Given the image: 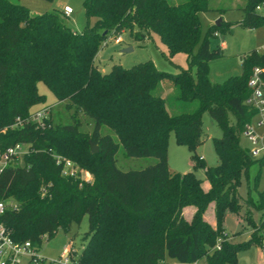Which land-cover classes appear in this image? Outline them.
Here are the masks:
<instances>
[{"label": "trees", "instance_id": "trees-1", "mask_svg": "<svg viewBox=\"0 0 264 264\" xmlns=\"http://www.w3.org/2000/svg\"><path fill=\"white\" fill-rule=\"evenodd\" d=\"M210 1L85 0L88 26L76 33L62 12L34 16L21 4L0 0V148L29 146L23 160L0 175V201L19 206L0 218L14 241H31L40 250L46 239L59 230L68 233L88 216L86 245L77 264H162L167 259L181 264L203 259L207 264H238L243 250L254 244L264 248L263 218L245 243L231 241L224 228L227 214L243 209L238 198L242 179H249L254 165L260 170L264 165V158L255 159L241 144L246 126L257 116L246 101L255 68L262 70L264 84V52L245 55L239 76L222 84L209 79L210 61L223 57V49H213L209 37L219 30L226 33L231 26L262 27L264 16L257 7L264 0H247L240 22L214 25L202 39L199 14L209 11ZM135 29L145 36L139 39L137 34L139 41L155 33L171 56L185 53L190 69L172 75L147 61L129 69L115 65L103 73L95 62L102 45L126 30L132 35ZM39 83L58 102L92 120V133L81 131L79 124L54 126L51 119L44 130L26 123L12 129L18 118L25 120L45 103ZM171 85L178 89L177 104L185 112H169L164 96ZM205 113L222 131L221 138L213 139L219 159L215 167H207L196 155L203 143ZM103 127L118 141L102 134ZM171 133L193 154V168H204L208 191L194 172H170ZM90 142L98 153H91ZM121 147L128 157H154L158 162L124 172L116 160ZM54 154L72 161L78 175L63 176ZM82 171L92 180L83 178ZM258 200L264 208V192ZM211 204L216 227L204 218ZM187 207L196 209L190 222L183 215ZM71 255L77 257L75 252Z\"/></svg>", "mask_w": 264, "mask_h": 264}, {"label": "rangeland", "instance_id": "rangeland-1", "mask_svg": "<svg viewBox=\"0 0 264 264\" xmlns=\"http://www.w3.org/2000/svg\"><path fill=\"white\" fill-rule=\"evenodd\" d=\"M13 3L21 4L27 7L31 14L43 15L45 13L58 12L63 13L65 7L73 10L71 16L65 18L67 26L76 33H82L88 26V18L84 7L85 0H10ZM247 4V0H211L209 2V11L199 14L202 29V39L206 37L207 32L222 20L225 24H236L243 18V9ZM260 15L264 16V5L260 11ZM95 23L91 19V25ZM124 31L120 37H113L107 44H103L97 57L96 65L103 73H109L113 66L120 65L123 68H132L136 65L152 61L158 70L172 75H178L183 70H189L190 65L187 55L183 52L170 55L167 46L160 40L155 33L147 34L145 41H139L135 37L143 39L145 37L138 32L137 29L132 31ZM212 48L218 46L223 47V57L214 59L209 63V79L213 84H222L231 77L239 76L242 73L241 59L253 50L264 52V25L257 29L247 28L241 25L231 26L226 33L217 31L213 36L209 37ZM132 49L130 52L124 53V50ZM195 74L196 67L192 68ZM41 95L46 97L44 104L39 105L36 109L45 107L51 108V120L54 126H64L69 124H79L81 131L92 133L94 122L86 117L83 113L75 112V109H69L66 103L58 102L54 94L43 84H38ZM179 92L174 86L166 92L164 98L169 112L173 115L180 114L181 102L178 100ZM198 103H194L196 109ZM203 121V143L196 151L198 157L205 158L207 167H215L219 164L218 156L215 152L213 139L221 138L222 131L211 117L209 113H205ZM235 122V119H233ZM102 134L112 136L118 141L116 135L108 128L103 127ZM261 132V131H260ZM241 144L244 148L252 149L251 143L242 136ZM193 154L184 146H180L176 142L174 133L170 134L168 142V164L171 173L186 174L194 172L197 177L204 180V168H193ZM117 166L120 170L136 171L142 170L149 166L155 165L158 159L154 157L131 158L126 156L124 149L121 147L116 155ZM259 165H254L250 170V177L242 179L238 189V198L243 205V209L239 214L228 213L224 223L226 234L230 240L235 243H245L251 238L254 231V225H258L260 220L264 218V208L259 203V193L264 192V165L261 167L258 182L255 183V177L258 175ZM82 177L91 181L92 175L82 171ZM11 201V200H10ZM211 207H214L212 204ZM209 209L208 218L214 209ZM208 211V210H207ZM206 211V212H207ZM206 214V213H205ZM205 216V215H204ZM252 217V221L248 219ZM89 231V218L85 216L80 225L74 224L71 230L66 233L59 230L50 240H45L40 249V255L46 259L47 264H64L60 262L61 257L67 248L76 251L77 257L83 251L86 242L85 234ZM71 264H74L73 262ZM162 264H181L175 260L167 259ZM199 264H207L203 259ZM238 264H264V248L252 245L248 249L238 254Z\"/></svg>", "mask_w": 264, "mask_h": 264}, {"label": "built area", "instance_id": "built-area-1", "mask_svg": "<svg viewBox=\"0 0 264 264\" xmlns=\"http://www.w3.org/2000/svg\"><path fill=\"white\" fill-rule=\"evenodd\" d=\"M262 6L257 7L260 11ZM73 10L70 7H65L63 14L66 17L71 16ZM262 70L255 68L249 80L248 86L251 90V95L247 99L246 104L257 111V116L251 124H248L244 130L243 137L246 138L252 145L250 149L251 155L255 159L264 158V84L261 79ZM51 119V108L45 107L33 112L25 120L18 118L11 126L12 129H18L24 124H32L37 129L44 130L48 127ZM261 131V132H260ZM2 131L1 133H5ZM29 153V146L26 144H16L5 149L0 148V175L11 165L20 163L23 157ZM56 164L62 168L63 176L74 177L78 175L79 168L70 160L53 155ZM200 160H204L200 157ZM89 181V180H88ZM19 206L14 201H0V218L9 210L17 211ZM264 226V218H263ZM261 236L264 240V227L261 231ZM221 241L218 242L217 249H220ZM76 251L72 248H67L60 259L64 264H77L76 257L73 259L72 253ZM0 264H47L46 259L41 257L40 250L31 242L25 241L22 243L12 239L5 225L0 221Z\"/></svg>", "mask_w": 264, "mask_h": 264}, {"label": "crops", "instance_id": "crops-1", "mask_svg": "<svg viewBox=\"0 0 264 264\" xmlns=\"http://www.w3.org/2000/svg\"><path fill=\"white\" fill-rule=\"evenodd\" d=\"M68 7V6H67ZM72 9V8H71ZM65 20V19H64ZM222 49H223V47H221ZM224 50V49H223ZM241 62H242V59H241ZM206 160H205V158H204V162H205ZM203 188H204V190L205 191H208L209 189H210V185H209V183L208 182H204V184H203ZM212 206V204L209 206V209H210V207ZM209 209H208V211L206 212V214H205V216H204V218H205V220L210 224V225H212L213 227H216V218H215V214H214V212L212 211L211 212V216H210V218H208V216H207V214H208V212H209ZM211 209H214V207H211ZM195 211H196V209L194 208V207H187V208H185L184 209V211H183V215H184V218L188 221V222H190L192 219H193V216H194V214H195ZM228 235V234H227ZM229 236V235H228ZM251 238H249V240H250ZM199 264V263H198Z\"/></svg>", "mask_w": 264, "mask_h": 264}, {"label": "water", "instance_id": "water-1", "mask_svg": "<svg viewBox=\"0 0 264 264\" xmlns=\"http://www.w3.org/2000/svg\"><path fill=\"white\" fill-rule=\"evenodd\" d=\"M221 23H222V20L219 21V22H217L216 25L217 26H220ZM131 50L132 49H126V50H124V53L130 52ZM90 148H91V153L92 154H96V153L99 152V148L94 143H92V142H90Z\"/></svg>", "mask_w": 264, "mask_h": 264}]
</instances>
